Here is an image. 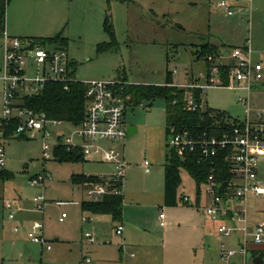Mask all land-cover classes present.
<instances>
[{
	"label": "rangeland",
	"instance_id": "1",
	"mask_svg": "<svg viewBox=\"0 0 264 264\" xmlns=\"http://www.w3.org/2000/svg\"><path fill=\"white\" fill-rule=\"evenodd\" d=\"M235 13L225 15L215 0H9L5 30L9 36L21 38H48L58 34L65 38L67 42L61 46L74 62L75 78L82 82L121 80L127 85L164 84L169 76L173 83L182 86L201 85L205 106L242 118L243 110L237 98L247 93L213 85L214 73H209L208 80L206 60L195 54L199 45L210 44L219 50L210 54V59L207 57L210 68L217 64L233 65L237 61L232 57L233 52L242 56L245 52L232 48L247 46L250 62L264 65V0H252L250 11ZM106 17L112 26L115 45L98 51L99 44L110 40L103 26ZM2 42L0 35V68ZM207 83L210 86H205ZM248 98L251 108L264 111V77L262 83L253 86ZM164 107L162 98L128 105L124 124L134 126L136 131L124 140L99 141L120 151L126 166L122 178V217L114 220L108 214L98 215V222L94 220L95 232L86 224H82V231L77 230V224L72 226L78 205L55 202L85 197L83 187L72 182V173L102 175L112 172V166L104 162L44 160L45 139L39 131L8 139L4 169L12 176L0 179V264H84L85 256L91 259L90 264H225L220 258V243L234 247L233 238L220 236L219 222H209L202 210L191 202L181 201V193L190 199L195 194V183L186 170L181 169L177 204L167 206L163 202L166 144L171 136L166 132ZM74 126L67 122L47 123L54 136L69 135ZM46 142L52 145L54 139ZM145 159L149 172L145 171ZM44 171L51 175L44 191L43 221L44 236L51 240L52 251L41 250L40 245L25 239L14 250L10 246L14 239L10 238L6 247L1 231L7 209H3L2 201L17 199L26 208H34L33 198L41 189L31 186L29 181ZM259 179L264 184V165L259 169ZM247 208L248 228L264 220V196L249 198ZM161 210L164 226L159 224ZM62 213L65 216L59 221ZM32 215L34 219L42 218L37 212ZM85 216L88 215L82 214V218ZM120 222L131 233L125 240L115 233ZM85 232L94 234L92 243L87 241ZM54 235L65 236L61 238L66 241H56ZM235 259L242 263L240 256Z\"/></svg>",
	"mask_w": 264,
	"mask_h": 264
},
{
	"label": "built area",
	"instance_id": "2",
	"mask_svg": "<svg viewBox=\"0 0 264 264\" xmlns=\"http://www.w3.org/2000/svg\"><path fill=\"white\" fill-rule=\"evenodd\" d=\"M217 6L225 15H233L236 11V0H215ZM250 1V0H248ZM3 59L0 79L2 81L3 115L0 117V169H4L6 155L5 143L12 137L26 136L31 131H39L45 139L42 143V158H53L56 146H62L66 151H75L84 158H94L97 161L109 163L113 171L97 181H85L86 200L99 201L107 194L122 193V178L126 162L120 151L112 146H104L100 140H124L127 137L124 124L126 107L130 105L131 96L125 92L126 82L114 81H86L85 85V113L83 120L75 125L69 135H52L47 129V123L55 125L62 121L50 119L44 112L23 105V97L39 92L46 83L58 82L67 87L68 83L76 80L74 65L66 49L53 43L33 38H21L2 33ZM248 51V49H247ZM232 57L237 61L229 65L226 73V83L223 84L217 70L211 82L217 86H227L233 90H242L246 96H238L237 102L242 106L243 117L235 123H230L221 129L219 134H209L207 131L192 133L186 129L175 130L169 128L171 134L168 147L173 148L182 160L192 158L198 163L208 162L209 171L202 182L200 192L204 197L202 210L211 219H221L217 226L220 236H230L240 233L241 238L237 247L220 244V258L225 264H240L235 256L242 258L241 264H248V243L264 246V220L257 221L252 230L247 227V204L250 196H264V184L259 179V169L264 165V111L253 110L249 105V93L253 86L263 80L264 65L261 62L252 64L247 56L234 51ZM211 57H208L210 59ZM205 86H210V83ZM189 88H201L199 84H190ZM190 110H205L207 107L202 99L197 102L190 98ZM12 121L15 125L8 133ZM218 121V120H215ZM54 139L51 145L46 142ZM222 158L223 169H219L217 158ZM145 171L148 160H144ZM51 175L44 171L31 177V186L41 189L33 200L38 211L43 210V188ZM183 202H190L187 196H182ZM13 201H5L4 207L10 208ZM65 214L62 213V217ZM12 217V214H9ZM159 223L164 226V213L158 215ZM61 219V218H60ZM85 219V217H83ZM122 223L115 227V233L121 235ZM31 241L46 245L47 240L34 230L28 233ZM84 236L92 243L93 237L89 232ZM250 262L255 256L261 258L264 264V250L251 254ZM90 261L84 257V264Z\"/></svg>",
	"mask_w": 264,
	"mask_h": 264
},
{
	"label": "trees",
	"instance_id": "3",
	"mask_svg": "<svg viewBox=\"0 0 264 264\" xmlns=\"http://www.w3.org/2000/svg\"><path fill=\"white\" fill-rule=\"evenodd\" d=\"M9 0H0V35L4 31L6 5ZM104 30L109 35L110 40L98 45V51L106 50L115 45V36L108 18L104 20ZM36 40H43L46 43H53L61 46L66 44V39L59 34L54 37L40 38L32 37ZM216 47L213 45H199L195 54L203 57L208 65L207 79L209 73V63L207 57L216 53ZM219 74L223 84L226 83V73L229 65L217 64L214 66ZM209 80V79H208ZM209 84V83H208ZM201 88H189L188 86H178L173 84L170 77L164 84H128L125 92L131 96L130 104H139L142 101H153L156 98H162L165 101L163 108L166 116V132L173 127L175 130L186 129L192 133L207 131L209 134H219L221 129L225 128L229 121L235 123L238 118L230 116L226 111H219L207 107L205 110H190L188 105L190 98L199 102L202 94ZM23 105L34 109L37 112H44L48 118L67 122L72 125H78L84 118L85 113V85L82 81L74 80L68 83L64 88L62 83L48 82L43 89L34 95L23 97ZM218 120V121H215ZM15 121H12L8 133L11 131ZM23 137V136H19ZM53 158L62 161H83L84 158L80 153L75 151H66L62 146H56L53 151ZM222 158H217L219 169H223ZM208 162L198 163L196 159L185 161L177 154L173 148L166 144L165 164H164V204L174 206L177 204V189L181 183V169L186 170L195 183L196 193L199 194L202 182L209 171ZM10 172L0 169V178L11 177ZM99 176L74 174L71 177L73 183H83L85 181H97ZM182 201V197H180ZM183 202V201H182ZM187 203V202H183ZM123 195L107 194L97 202L83 201L81 208L94 214H110L114 220H120L122 217Z\"/></svg>",
	"mask_w": 264,
	"mask_h": 264
},
{
	"label": "crops",
	"instance_id": "4",
	"mask_svg": "<svg viewBox=\"0 0 264 264\" xmlns=\"http://www.w3.org/2000/svg\"><path fill=\"white\" fill-rule=\"evenodd\" d=\"M251 1H248V0H236L235 3L237 4V7H236V13H239L241 11H247V10H251ZM219 8V7H218ZM6 13V12H5ZM232 16V15H230ZM6 33V30H5V26H4V31ZM2 32V33H3ZM7 34V33H6ZM2 35V34H1ZM8 35V34H7ZM14 37H17V36H14ZM25 38V37H24ZM3 43V42H2ZM233 50L234 49H238V50H242L243 52H245V56L248 57V52H249V49L247 46H234L232 48ZM248 49V51H247ZM1 50H2V45H1ZM219 52V50L217 51ZM2 59H3V52H2ZM71 60V59H70ZM73 62V60H71ZM73 65H74V62H73ZM1 69V68H0ZM74 76H75V69H74ZM76 79V78H75ZM1 80V79H0ZM78 80V79H77ZM80 81V80H79ZM263 81V80H262ZM262 81H260L262 83ZM175 84V83H173ZM175 85H178V86H182V85H179V84H175ZM187 85V84H186ZM256 85V84H255ZM254 85V86H255ZM201 99H202V94H201ZM207 107V106H206ZM214 109V108H213ZM253 110H256L258 108H252ZM216 110H219V111H225V110H221V109H216ZM260 110V109H259ZM228 113V112H227ZM230 116H232L230 113H228ZM233 117V116H232ZM235 118H238V117H235ZM102 145L106 146L105 144H103L102 142H100ZM123 155V154H122ZM84 158V157H83ZM124 158V157H123ZM83 161H91V162H101V161H97L96 159L94 158H84ZM105 163V162H104ZM4 171H7L4 169ZM9 172V171H7ZM146 172H149V171H146ZM111 173V172H110ZM110 173H104L102 175H98L96 173H92V172H85V171H82V172H76V173H72L71 174V177L72 175L74 174H83V175H93V176H99V177H104L106 178ZM163 178H164V174H163ZM1 179V178H0ZM6 179V178H5ZM1 180H4V179H1ZM182 181V180H181ZM48 182V181H47ZM46 182V183H47ZM46 183L44 185V188L42 189L43 190V195H44V191H45V187H46ZM79 185H81L83 187V194H84V198L80 199V200H77V199H72L70 201H56L55 204L56 205H62V204H67V203H71V204H74V205H78V210L75 212V215L73 216V219L71 221L72 223V226L74 224H77V230H81L82 231V224H86V226L90 227V229L92 231H96V225H95V222H98V215H101V214H94V213H91L89 211H86V210H83L81 208V203L83 201H87L86 200V195H85V188H84V185L82 183H77ZM123 184V183H122ZM179 187V186H178ZM39 188V187H38ZM195 189V194H194V197L192 199H190V196L188 195H184L183 193H181V196H187L190 200V204L193 205L194 207H196L198 210H202V205L204 204V197H203V194L202 192H199V194L196 193V188L194 187ZM122 195H123V198H124V193H123V189H122ZM259 196V195H258ZM179 197V198H180ZM253 196H250L249 198H251ZM7 201V200H6ZM13 204L10 208H5L4 207V201H2V206H3V209H7L6 210V221H5V225L2 226V231H1V237H2V241L3 243L6 245V242L9 241L10 238H13L14 240L12 241V245L10 243V246L14 248V250H16V248H19L22 244V242H24V239L29 241V242H32L34 244H38L40 245L41 247V250L45 249L47 251H52V245L50 243V239H47L45 238L44 236V221H43V210L42 211H38L34 208L32 209H29V208H26L24 203L20 202L19 200L17 199H13ZM34 201V200H33ZM163 201H164V191H163ZM35 203V202H34ZM163 211V210H162ZM203 211V210H202ZM40 213L42 215V218L40 219H34V216L32 214L34 213ZM164 213V212H163ZM203 213L205 214V212L203 211ZM248 213V212H247ZM9 214H12V217L10 218L9 217ZM82 214H87L88 216H85V219L82 218ZM80 215V217H79ZM109 216H111L110 214H108ZM206 215V214H205ZM65 216V215H64ZM207 216V215H206ZM112 217V216H111ZM61 218V219H60ZM62 216L59 217V221H62ZM94 218V219H93ZM76 219V220H74ZM208 221L209 222H219V224L221 222H223V220L221 219H217V220H214V219H211L210 217H208ZM247 223H248V216H247ZM256 223V222H255ZM255 223H252L249 228H248V231H251L254 224ZM160 224V223H159ZM218 224V225H219ZM123 225V224H122ZM217 225V226H218ZM34 230L37 234H41L46 240L47 242L49 243L50 245V248H46V245H41L39 243H36V242H33L30 240L29 238V235L28 233L30 231ZM90 233V232H89ZM93 237V233L91 232L90 233ZM125 240V238H129L131 236V233L127 228H124L123 226V231H122V234H121ZM56 241H60V242H65L66 240L62 239L61 237H65V236H58V235H54L52 236ZM231 238H233V246L234 247H237L238 246V243L240 241V238H241V235L240 233H234L232 235H230ZM223 243V242H221ZM220 243V244H221ZM225 244V243H224ZM7 247V245H6ZM10 247V248H11ZM230 247V246H229ZM264 250V246H256V245H253L251 243H248V255H247V262H248V256H249V264H254L253 262H250V257L252 256L251 254L255 251H262ZM22 255V254H21ZM239 256V255H237ZM10 257V256H8ZM87 257V256H85ZM236 257V256H235ZM257 257V256H255ZM84 258V257H83ZM241 258V256H240ZM254 258V257H253ZM90 259V258H89ZM235 259V258H234ZM242 260V258H241ZM236 262H238V260L235 259ZM91 263V259L88 263L86 264H90ZM239 263V262H238Z\"/></svg>",
	"mask_w": 264,
	"mask_h": 264
},
{
	"label": "water",
	"instance_id": "5",
	"mask_svg": "<svg viewBox=\"0 0 264 264\" xmlns=\"http://www.w3.org/2000/svg\"><path fill=\"white\" fill-rule=\"evenodd\" d=\"M136 131V128L134 126L131 125H127L126 126V134L127 137H129L130 135H132L134 132ZM252 262L254 264H261V258L259 256L252 258Z\"/></svg>",
	"mask_w": 264,
	"mask_h": 264
}]
</instances>
